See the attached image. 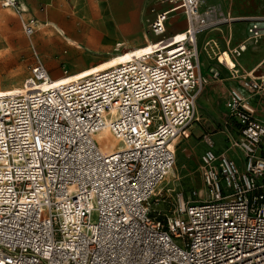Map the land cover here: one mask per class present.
Masks as SVG:
<instances>
[{
	"label": "built area",
	"instance_id": "2783aa9c",
	"mask_svg": "<svg viewBox=\"0 0 264 264\" xmlns=\"http://www.w3.org/2000/svg\"><path fill=\"white\" fill-rule=\"evenodd\" d=\"M201 2L169 0L187 26L177 43L160 12L150 29L162 46L153 53L0 97V264H264V65L243 68L242 49L218 56L239 87L226 103V149L200 156L203 189L179 195L170 216L149 208L209 84L197 46ZM1 3L22 15L19 0ZM36 27L22 20L27 38ZM248 35L263 38L257 21ZM35 56L28 83L50 75ZM212 77L221 80L218 71ZM104 131L119 149L105 151L97 140Z\"/></svg>",
	"mask_w": 264,
	"mask_h": 264
},
{
	"label": "rangeland",
	"instance_id": "374dc122",
	"mask_svg": "<svg viewBox=\"0 0 264 264\" xmlns=\"http://www.w3.org/2000/svg\"><path fill=\"white\" fill-rule=\"evenodd\" d=\"M132 1L108 0L101 4L100 17L97 19L96 25L105 37L104 44H111V42L116 40H123L116 26V23L121 22V27L127 35L126 39L132 40L136 42V44L146 38L150 41L154 40L153 42L157 41V36L152 34L150 25L159 12L169 13L170 19L166 36H169L174 29H185L186 22L183 15H180V12L175 13L172 10V5L169 3V0ZM205 1L206 4L212 6V8L208 9L209 7H206L207 15L205 19L208 26L201 29L199 31L200 34L204 33V36H209L208 38L219 36V32H210V30L227 24L228 21H224L226 16L234 18L231 21L233 24H237L235 27L241 29V37L248 34L250 23L254 20L257 21L262 32H264V0H224L223 3L222 1H218L215 5H212L213 2L211 0ZM83 2L90 8L93 17L98 16L97 0H83ZM83 2L74 1L73 8L72 0H61L60 3H62L63 6H57V18H60V20L63 19L64 22L67 20L72 21L74 18L72 9L74 15L81 18H88V11L87 8L84 7ZM133 5L134 8H132ZM229 7H231L233 14L231 12V14L228 15ZM130 11H133L132 15ZM176 16H179V19L174 22ZM53 34L55 35V33ZM49 35V32L45 34V36ZM67 36V39L63 37L64 40H62L64 43L63 52L70 53L73 50H77L81 52L85 58L88 54L86 52L84 53V48L82 46L85 45V50L90 51L91 49H88L89 47L87 44L99 38V34L90 30H79ZM178 37L180 38L179 40H181L183 35L180 34ZM33 41L34 37L27 38L25 36L19 16L13 11L4 8L0 0V89L13 88L17 85L23 87L24 80L31 77V68L37 61ZM235 41H237L236 35L234 36V42ZM147 42L148 41H145L142 45ZM218 43L220 49L216 48V52L220 54L224 45L220 41H218ZM258 43V46H253L251 49L249 48L245 55L253 56V53L257 55L258 52L255 49L257 47L264 49V38ZM125 47V43L123 42L122 45L117 46V49L113 51L112 54L128 50L125 49ZM214 57L217 58L216 55H214ZM67 58L68 55H63V57L58 56L57 58L51 57L47 60L40 59L49 68H51V64L59 63L62 70L71 68L73 62L79 60L73 59V61L70 62ZM92 65L95 64H91L90 66ZM216 70L221 73H226L224 69L221 70L217 64L214 65L213 71ZM213 71H211L207 80L208 83L214 81L212 77ZM67 74L70 73H62L60 76ZM208 87L211 86L208 84ZM218 102V110L214 112L205 100V95L200 98L196 109V116H198L197 113L200 114L199 121L193 123L192 135L189 139H180L178 141L176 147L177 169L175 171V179L172 178L170 182H166L165 180L161 185L160 191L162 189L163 192H159L160 194L151 202L154 209L152 210L153 215H159L160 217L170 216L179 195L183 194L187 196L191 194L193 190L203 188L202 177L198 171V162L200 156L206 151V148H212V145L215 143L214 149L216 148L217 151L220 152L226 149L227 143L225 136L223 134L213 135L214 132H216L213 126L218 127L217 130H219V128L221 130V124H218V120L221 121L222 118L226 116L225 103H222V100ZM204 110H206L208 114H206ZM210 117H212L211 120ZM154 129L155 127H152L150 130L152 131ZM203 134L210 135L209 137L211 139L206 138ZM168 188L171 189L170 193L166 190ZM94 219H96V217H94ZM56 238L60 239V235L58 234Z\"/></svg>",
	"mask_w": 264,
	"mask_h": 264
},
{
	"label": "crops",
	"instance_id": "0c3cea01",
	"mask_svg": "<svg viewBox=\"0 0 264 264\" xmlns=\"http://www.w3.org/2000/svg\"><path fill=\"white\" fill-rule=\"evenodd\" d=\"M19 1H20L21 9L23 10L22 15L16 13L12 9H8V10L13 11L16 15L19 16L21 24H22V20L29 21V20L35 19L37 21L36 33L33 36L34 37L33 45L35 47L36 54L40 58H42L43 60H47V59H50L51 57L57 58L58 56L63 57V55H68L67 59L70 62L73 61V59H79V60L73 62V64L71 65V68H66L63 70L60 68L59 63L51 64V68L47 67L48 70L50 71V74L55 78L60 77V75H62V73L77 72V71H80L82 69L88 68L91 64H98V63L106 60L108 56L113 55L112 54L113 51H115L117 49V46L122 45L123 42L125 43V46H126L125 49H131V48L137 47L139 45H142L145 41H149L146 38V39H142L141 42L136 44V42L126 39L127 35L125 34V31L121 27V23H122L121 22V23H116V26L118 27L123 40H116L114 42H111V44H104L105 37L102 35L101 30L98 29L96 22H97V19H99V17H100L101 4L104 3L105 1H108V0H97V2H98L97 3L98 4V16H96V17H93L91 15L90 8L83 2V0H77V1H81L84 3V7H86L87 11H88V18H81V17H78L77 15H74L73 9H72V14H73L74 18L72 19V21L67 20L65 22L63 21V19L60 20V18L59 19L57 18V10H58L57 6H63V4L60 3L61 0H19ZM74 1H76V0H72V7L73 8H74ZM211 1L213 2L212 5H215L218 1H222V3L224 2V0H211ZM132 4H133V1H132ZM24 5H26L27 7L25 8ZM132 8H134V5ZM261 11H263V10H261ZM132 12L133 11H130L131 15H132ZM231 12H232L231 7H229L228 15H230ZM232 14H233V12H232ZM180 15H183V14L181 13ZM183 17H184V15H183ZM184 19H185V17H184ZM235 25H237V24H235ZM235 25H234V30H235V35L237 37V41H235L234 43L238 44L239 42L243 41L246 38V36H249V35L247 34L246 36L241 37V29L239 27L238 28L235 27ZM186 27L184 30H186ZM79 30H82V31L90 30L92 32L99 34V38L95 39L94 42L87 44V46L89 47L88 49H91L90 51L85 50V47H86L85 45L82 46L84 48V53L86 52L88 54L86 58L82 55L81 52H79L77 50H75V51L73 50L70 53L63 52V47H64L63 44L64 43L62 40H64V38L67 39L68 38L67 35H69L70 33H74V32L76 33ZM180 31H182V30L174 29L172 31V33L167 37L178 34ZM215 31L220 33V34H218L219 36H217V37L214 36L215 38L212 36L210 38L219 39L221 36L224 37L222 34V31L214 30L211 32H215ZM48 32L50 33V35L45 36V34ZM53 33H55V35ZM214 35H216V34H214ZM70 37H72V36H70ZM208 37L209 36H204V33H202L200 35L199 43H200L201 47L209 39ZM218 41H220L223 44V42L221 40H218ZM126 44H128V45H126ZM82 47H80V48H82ZM227 48H228V44H227ZM255 49L258 52L257 55L255 53H253V56H250L247 54L244 55L243 61H244V64L248 68H254L257 65L264 63V49L259 48V47L255 48ZM259 51H260V54H259ZM253 57H255V58H253ZM199 61H200V56H199ZM202 62H203L204 71H206L208 69V67L212 64L211 62L208 61L206 55H204V54L202 55ZM217 65H218V63H217ZM218 67L221 70L224 69V71L226 73H221L220 71L216 70L220 73L221 80L209 82V86H211V87L207 86L205 92L202 94V96L205 95V100L207 101V103L209 104V107L214 112H216L218 110V104H219L218 101L219 100H222V103H225V111H226V103L230 98V90L234 87H239V85L236 81L229 79V71L225 66L218 65ZM210 74H209V76H210ZM199 101H200V99H199ZM197 105H198V103H197ZM204 112L206 114H208V112L206 110H204ZM197 115H198L197 117L199 118L200 114L197 113ZM225 117L222 118L221 121L218 120V122H219L218 124H221V129H222V125H223ZM211 118L212 117H210V120H211ZM213 127L216 129V132H214L213 135H217V134L222 135L220 128H219V130H217L218 127H216V126H213ZM203 135H205L206 138L211 139L209 137L210 135L209 136L206 134H203ZM214 146H215V143H214ZM209 149L217 151L216 148L214 149V147L213 148H206L205 150H209ZM224 150H222V151H224ZM222 151H220V152H222ZM217 152H219V151H217ZM198 169H199V162H198Z\"/></svg>",
	"mask_w": 264,
	"mask_h": 264
},
{
	"label": "bare ground",
	"instance_id": "6f19581e",
	"mask_svg": "<svg viewBox=\"0 0 264 264\" xmlns=\"http://www.w3.org/2000/svg\"><path fill=\"white\" fill-rule=\"evenodd\" d=\"M26 8V6H24ZM206 7H209L208 9L212 8V6H209L208 4H206L205 0H202L201 5H200V9H199V14L197 15L196 19H195V24L197 26V28L203 29L206 28L208 26V24H206ZM174 11V10H173ZM179 19V16L175 17L174 22H176ZM234 18L231 16H226L224 21H228L227 24L221 26V27H217L214 28L211 31L217 30V31H222V34L224 37H220L219 39H213V38H209L201 47L200 43H199V37H200V33H197V46H198V50H199V56H200V69L202 72V75L205 77V79L208 80L209 78V74L211 73V71L214 70V65L215 63L218 65H222L219 62V54L216 52V48L220 49L218 40H221L224 44V49L221 50L220 53L224 52L225 50H232V49H242L243 53L241 54V58H240V65L248 70L251 71H256L259 69V67H261L262 65H264V63H261L259 65H257L254 68H248L243 61L244 55L245 53L248 51L249 48L253 47V46H258V44L256 43H251L248 41L247 37L239 42L238 44L234 43V36H235V30H234V25L232 23L231 20H233ZM185 30L180 31L178 34H182L183 37L185 35ZM178 37V36H177ZM175 38L176 41L174 43H177L181 40H179L180 38ZM263 38H264V32H263ZM174 39H171L169 41H166L163 43L164 44H168L170 42H172ZM227 44H228V48H227ZM162 45H159L157 41L153 42V41H148L146 44L144 45H139L137 47L122 51V52H117L113 55H110L106 60L92 65L88 68H85L83 70H80L78 72L75 73H70L64 76H60V77H53L52 75H49V77L47 78L46 81H42V82H30L28 83L29 79H25L23 82V87L17 85L13 88H8V89H0V97H7V96H28V95H32V94H36V93H40V92H44L47 91L48 89L52 88V87H57L61 84H65L68 83L69 81L73 80L76 76H85V75H89L91 73H94L96 71H102V70H106L109 69L111 67H114L116 65L122 64V63H126L129 61H132L134 59H138L139 57L146 55V54H150L153 53L155 51V49L161 47ZM206 55L207 59L209 62H211L212 64L208 67V69L206 71H204L203 68V62H202V55ZM214 55L217 56V58L214 57ZM227 61H228V65L233 66V61L230 57H227ZM223 66H225L228 71H229V79L233 80V77L231 75V70L229 69V67H227L226 64H224ZM223 81V80H222ZM97 140L98 142H100L104 147L103 148H108L105 151L106 152H110L112 148L119 149L121 147L119 141L113 137V135L109 132V131H104L102 133H100L97 136ZM180 139H175L174 140V144L177 146L178 141ZM214 147V144L212 145V148ZM177 153V150H176ZM176 169H177V159H176V164L175 167L173 168V170L170 172V174L168 175L166 182H170L172 178H174L176 176ZM175 179V178H174ZM203 189V188H202ZM169 193L171 192V189L168 188L166 189ZM163 190L161 189L160 193H162ZM150 210H154L152 203L150 204Z\"/></svg>",
	"mask_w": 264,
	"mask_h": 264
}]
</instances>
